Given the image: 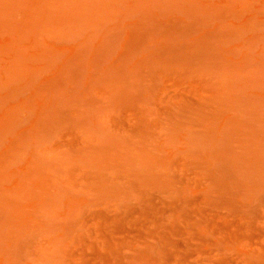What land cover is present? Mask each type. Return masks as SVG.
I'll return each instance as SVG.
<instances>
[{
	"label": "rangeland",
	"instance_id": "374dc122",
	"mask_svg": "<svg viewBox=\"0 0 264 264\" xmlns=\"http://www.w3.org/2000/svg\"><path fill=\"white\" fill-rule=\"evenodd\" d=\"M0 264H264V0H0Z\"/></svg>",
	"mask_w": 264,
	"mask_h": 264
}]
</instances>
